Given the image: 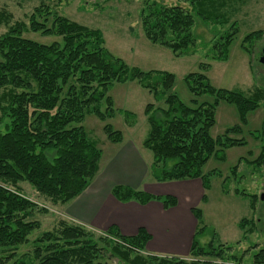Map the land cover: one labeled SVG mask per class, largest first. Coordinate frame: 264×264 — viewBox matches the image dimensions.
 Wrapping results in <instances>:
<instances>
[{"label": "trees", "instance_id": "1", "mask_svg": "<svg viewBox=\"0 0 264 264\" xmlns=\"http://www.w3.org/2000/svg\"><path fill=\"white\" fill-rule=\"evenodd\" d=\"M167 1L175 3L143 1L140 17L148 41L179 56L196 45L193 28L197 20L205 25L230 27L229 33L212 45V59L226 61L228 48L238 34L236 24L223 14L227 1ZM9 17L0 14L1 20ZM29 22V27L14 24L0 39V127L9 119L5 133L0 131V264L13 260L18 249L40 228L38 222L31 220L37 205L22 194L19 184L28 183L52 203L64 205L82 195L96 178L102 152L82 123L87 115L104 123L114 117L108 93L115 83L137 81L154 95L157 104H164L146 108L150 131L143 145L153 154L150 169L157 182L201 179L207 188L209 176L203 174V168L210 158L228 148L245 145L242 139L231 138L235 133L241 135L240 126L228 130L223 137L212 138L216 110L220 101L233 103L246 123L247 115L264 100L263 89L246 97L216 90L206 76L192 74L186 81L194 96L210 95L215 101L199 103L196 99L194 106H186L172 93V74L129 68L106 49L99 30L72 22L43 4L34 9ZM26 32L54 36L61 41L41 45L24 38ZM263 37L264 31L253 32L245 37L243 46L250 52L252 44ZM104 131L112 143L122 142V133L110 124L105 125ZM252 163L264 167V148ZM112 194L122 203L134 201L145 206L160 201L165 209L178 205L173 196L154 197L124 186L114 187ZM244 197L249 198L251 209L255 210L256 196ZM197 210H192L198 228L189 255L191 262L177 257L145 256L151 236L143 228L134 237L109 229L107 234L113 239L101 238L102 243H107L104 248L87 229L64 221L56 231L45 232L35 240L32 259L21 264H102L99 260L107 245L111 256L125 264H243L244 257L232 253L230 246L214 244V233L201 227ZM240 226L249 228L245 236L256 229L254 220L244 219ZM206 232L212 233V239L204 246L200 237ZM251 264H264V248L253 256Z\"/></svg>", "mask_w": 264, "mask_h": 264}, {"label": "rangeland", "instance_id": "2", "mask_svg": "<svg viewBox=\"0 0 264 264\" xmlns=\"http://www.w3.org/2000/svg\"><path fill=\"white\" fill-rule=\"evenodd\" d=\"M143 1L0 0V14L11 17L6 21L0 19V39L16 23H24L29 27V18L34 9L43 4L72 22L99 30L103 34L106 49L129 68H137L146 73L172 74L174 76L172 93L186 106H194L196 99L199 103L215 101V97L210 95L199 98L194 96L186 81L192 74H203L216 90L241 93L246 97H252L258 89L264 90V65L260 64L264 37L252 44L250 52L243 46L246 36L256 31H264V0L242 2L226 0L227 5L223 14L231 23H235L238 29V34L228 48L226 61L212 59L214 54L212 45L229 33L227 30H230V27L205 25L197 20L193 28L196 45L178 56L168 48L152 44L146 38L140 17ZM161 1L175 3V1ZM23 37L46 46L61 41L60 38L34 32H26ZM216 54L219 55V51H216ZM108 95L112 99L114 117L104 123L94 115H87L82 123L89 137L97 143L102 152L99 171L101 167L104 169L109 167L119 149L132 144L147 161L148 172L144 179L145 183H153L150 169L153 154L142 145V141H145L150 131L146 108L151 104L164 107V104H157L154 95L137 81L115 83ZM246 119V123H243L241 112L235 104L219 102L216 122L210 131L212 138L223 137L228 130L240 126L241 135L235 133L231 138L242 139L245 145L228 148L219 156L213 155L210 158L203 168V174L209 176L208 187H204L201 179H196L201 181L202 193H199V202L195 204V199L193 203L194 209L200 212L201 227H207L208 232L214 233V244L230 246L232 253L240 258L244 257L243 264H251L253 256L264 248V201L260 199L264 194V167L258 168L252 163L259 158L264 148V100L255 112L247 115ZM7 123L9 119H6L0 127L2 133H5ZM107 124L122 133V145L112 143L108 139L104 131ZM19 187L22 194L37 205L31 220L38 222L40 228L30 235L29 242L21 246L17 256L7 264L30 261L35 250V240L45 232L56 231L59 223L64 221L87 229L96 236L99 244L104 248L107 243H102L100 239H113L107 234L108 230H93L65 218L61 208L66 204L52 203L30 184L21 183ZM176 189L185 193L180 188ZM248 195L257 198L255 210L251 209L249 198L244 197ZM244 219L254 220L256 227L252 234L246 236L245 232L249 228L244 230L240 226ZM208 232L200 237V244L204 246L210 244L212 239V233ZM119 244L123 243L119 242ZM108 250L107 245L102 251L103 255L99 260L102 264H125L118 258L112 257ZM144 255L149 254L145 252ZM191 261L190 257L184 259V262Z\"/></svg>", "mask_w": 264, "mask_h": 264}, {"label": "crops", "instance_id": "3", "mask_svg": "<svg viewBox=\"0 0 264 264\" xmlns=\"http://www.w3.org/2000/svg\"><path fill=\"white\" fill-rule=\"evenodd\" d=\"M122 144L123 141L119 145ZM117 152L109 167L100 168L82 195L62 206L63 216L93 230L116 228L124 237H134L143 228L151 236L146 246L149 255L188 258L198 228L192 209L194 200L197 204L199 193H202L201 181L160 183L154 180L153 183H145L147 161L132 144ZM116 186L144 191L154 197L173 196L177 198L178 205L165 209L160 201H152L145 206L134 201L122 203L112 194Z\"/></svg>", "mask_w": 264, "mask_h": 264}, {"label": "water", "instance_id": "4", "mask_svg": "<svg viewBox=\"0 0 264 264\" xmlns=\"http://www.w3.org/2000/svg\"><path fill=\"white\" fill-rule=\"evenodd\" d=\"M260 64H261V65H264V49H263V51H262V56H261V58H260ZM260 199H261V201H264V194L261 195Z\"/></svg>", "mask_w": 264, "mask_h": 264}]
</instances>
